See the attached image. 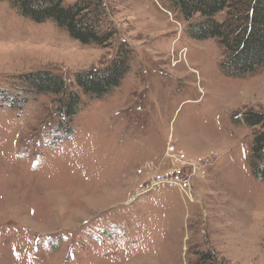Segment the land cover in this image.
I'll return each instance as SVG.
<instances>
[{
    "label": "rangeland",
    "instance_id": "rangeland-1",
    "mask_svg": "<svg viewBox=\"0 0 264 264\" xmlns=\"http://www.w3.org/2000/svg\"><path fill=\"white\" fill-rule=\"evenodd\" d=\"M102 1L116 30L105 46L0 1V90L42 69L70 82L132 50L119 86L82 94L68 137L56 130L58 96L0 99V264H264V180L244 120L264 113V69L224 73V48L190 37L165 0ZM170 138L189 156L212 152L195 199L177 187L132 198L170 167Z\"/></svg>",
    "mask_w": 264,
    "mask_h": 264
},
{
    "label": "trees",
    "instance_id": "trees-1",
    "mask_svg": "<svg viewBox=\"0 0 264 264\" xmlns=\"http://www.w3.org/2000/svg\"><path fill=\"white\" fill-rule=\"evenodd\" d=\"M5 1L35 22H55L83 44L105 46L116 34L112 23L107 21L102 0ZM165 1L171 11L187 22L190 37L214 38L224 48V59L220 63L224 73L241 77L264 69V0ZM219 15L223 16L219 18ZM131 57L132 50L122 44L110 64L78 72L70 82L47 69L25 73L17 78V92L1 89L0 99L8 105H24L33 95L58 96L61 120L56 130L68 137L72 120L85 103L82 94L100 98L119 86L131 70ZM244 120L248 126L256 128L249 155L251 171L264 180V113L248 111Z\"/></svg>",
    "mask_w": 264,
    "mask_h": 264
},
{
    "label": "built area",
    "instance_id": "built-area-1",
    "mask_svg": "<svg viewBox=\"0 0 264 264\" xmlns=\"http://www.w3.org/2000/svg\"><path fill=\"white\" fill-rule=\"evenodd\" d=\"M211 153L207 152V154L199 157L189 156L185 150L179 148L174 140L170 138L165 152V158L169 162L171 161L170 167L150 174L147 179L148 182L141 184L140 189L135 192L132 198L139 199L147 194L177 187L187 198L194 200L195 198H192V180L198 173L203 175L206 173L205 166L208 165L209 160L213 159ZM144 169L140 168L137 171L141 173ZM155 169L156 167L153 170Z\"/></svg>",
    "mask_w": 264,
    "mask_h": 264
}]
</instances>
